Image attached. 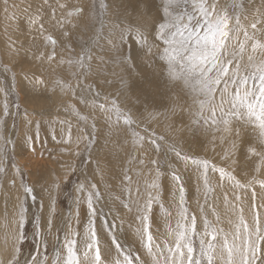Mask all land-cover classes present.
Returning a JSON list of instances; mask_svg holds the SVG:
<instances>
[{
    "label": "snow or ice",
    "instance_id": "1",
    "mask_svg": "<svg viewBox=\"0 0 264 264\" xmlns=\"http://www.w3.org/2000/svg\"><path fill=\"white\" fill-rule=\"evenodd\" d=\"M135 2V15L127 14L124 0H88L87 4L61 3L56 7L42 0L34 12L30 11L31 5L24 10L29 31L36 33L33 42L40 37L52 46L47 53L39 49L38 54L31 53L33 59L66 66L68 79L57 75L53 90L59 89L64 97L60 103L65 113L84 125L73 139L71 120L56 118L50 124L59 123L60 139L53 127V140L74 145L76 156L87 153L82 162L95 164L94 175L103 179L101 161L93 159L94 145L103 135L108 171L110 178L115 174L116 182L105 184L103 191L93 180L77 183L68 193L74 208L70 207L67 217L58 222L61 184L68 181L69 173L76 172L75 166L69 165L63 180L55 176L44 187L48 194L46 216L41 197L40 213L29 219L26 201L30 197L35 203L37 194L22 180L6 264H264V0L251 12L246 0ZM4 5L6 18L18 20L15 13H9L8 0ZM45 6L64 38L65 51L59 56L57 40L47 34L43 23ZM57 7L62 10L59 18ZM132 45L135 55L130 51ZM10 46L19 54L16 41H10ZM24 52L27 55L31 49ZM145 63L166 89H177L190 100L187 108L178 110L173 104L165 115L171 112L182 118L187 114L188 131L194 137L210 134L213 148L217 140L221 145L228 143L220 162L185 151L183 142L157 134L147 125L138 129L132 109L122 106L121 95L127 94L131 82L143 75L137 70ZM10 71L8 64L0 69L3 73ZM24 78L30 84L46 86L42 76ZM14 87H0L4 118L0 119V173L6 172L9 146L13 151L16 147L12 137L5 135L6 118L12 114L7 98ZM109 88L112 91L106 90ZM137 102L147 110L146 97L142 100L138 94ZM77 105L89 109L88 115ZM16 108L18 111V104ZM24 115L31 125L28 113ZM148 115L155 118L152 113ZM35 124V136L24 138L31 151H35L39 140L40 121ZM146 145L153 149L150 157ZM69 150L61 148L62 153ZM241 152L246 161L254 159L251 174L245 172L243 177L232 166ZM176 164L182 166L183 173ZM12 167L20 171L18 165L13 163ZM185 176L195 177L194 210ZM166 177L171 182L174 217L162 199ZM10 183L14 185L15 180ZM160 220L163 232L154 227ZM128 221L135 236L131 243L124 227ZM28 223L33 224V241L25 253ZM53 230L55 255L50 261L48 236ZM102 235L109 238V245L102 243ZM0 264H5L2 258Z\"/></svg>",
    "mask_w": 264,
    "mask_h": 264
},
{
    "label": "rangeland",
    "instance_id": "2",
    "mask_svg": "<svg viewBox=\"0 0 264 264\" xmlns=\"http://www.w3.org/2000/svg\"><path fill=\"white\" fill-rule=\"evenodd\" d=\"M42 0H8V11L9 13H15L18 20L7 19L4 11V0H0V69L4 64H8L12 71L8 73L0 72V80L3 81L0 87L12 88L13 84L15 87L9 91L7 102L9 104L10 112L12 113L6 118L5 135L11 136L16 142L15 151L9 146L8 156L9 158L5 161L6 172L0 173V258L6 261L10 258V251L12 249V232L15 227L13 221L16 218V212L18 211L19 197L21 196L22 189L20 187L21 181L33 186L37 194V201L33 203L29 197L26 201L28 207L29 219L32 218L33 214H39V201L43 197L44 208L43 214L46 216L48 213V194L43 191L44 187L49 186L55 179V176H61L69 170V165L75 166L76 172L74 174L69 173L67 182L61 184L60 197L57 201V221H60L61 217H67L69 208H74L72 200L68 196L69 192L74 190L77 183L85 180H93L96 182L103 191L105 184L116 182L115 174H111L108 171V165L106 163V152L107 149L104 147L103 135L100 136L99 142L94 145L93 159L99 158L101 161V168L103 171V179L101 176L94 175L93 169L95 164H88L82 162L86 160L87 153H81L80 156L75 155L74 145H64L57 143L53 140V127L57 132V140L60 139L59 133L61 126L59 123H51L58 119H68L72 122V135L73 139L80 134L79 129L83 128V124H79L74 115L65 113L64 108L61 106V100L64 97L59 93V89L53 90V81L57 75L68 79V73L66 72V66L56 67L55 62L52 65L48 63H41L38 60L33 59L31 53H37L44 51L45 53L51 50L50 44H45L42 38L37 37L33 42L32 37L36 35L35 32L29 31L27 24L26 13L24 10L31 5L30 11H35L37 5L41 4ZM49 3L56 7L61 3L68 4H87L88 0H49ZM158 3V0H156ZM261 0H251L250 4L246 0V7L251 12L252 9L259 7ZM15 6V7H13ZM135 0H124L123 8L127 9V14L135 15L134 9L137 8ZM141 10L144 9V5H139ZM155 8V4L152 5ZM62 10L57 7L56 16L60 17ZM44 26L47 34L52 35L57 40L56 51L58 56L64 52L63 43L64 38L61 36V29L57 25V21L51 17L50 9L44 7ZM68 31L72 35V40H76L74 31L69 27ZM10 41H16V48L20 49L19 54L10 46ZM73 47H76V43H73ZM31 49V52L27 55L24 49ZM130 51L135 55L136 48L132 45ZM119 71V69H116ZM142 72V76H137L134 82H131V89L127 94L121 95L122 106H127L132 109L135 119L137 121L138 129H143L145 125L155 130L157 134H163L168 139H175L178 142H183L185 151L196 154H202L214 162H220L223 151L229 147L228 143L225 142L223 145L217 140L214 148L210 143L211 135L204 136L202 133H198L195 137L188 131L185 125L188 124V116L184 114L183 117L173 116L171 112L165 115V110L170 108L173 104L177 106L179 110L181 107L187 108L190 104V100L182 92L177 89L169 91L164 87L162 81H159L153 76V70L147 66V63L141 69L137 70ZM13 72L15 73V81L12 80ZM25 75L31 78L33 75L42 76L46 82L45 85H34L28 83L25 80ZM112 91V89H106ZM143 100L147 98V110L137 102V95ZM2 103L3 97L0 96V119H4L2 116ZM19 105L17 111L16 105ZM84 115H88L89 109L84 108L82 105H77ZM25 112L28 113V119L33 121L31 125L25 120ZM152 113L153 119L148 115ZM97 118L99 116L97 114ZM40 121L39 129V140L35 142V151H31L29 146L24 143L26 135L36 134L35 122ZM90 123V121H89ZM171 125V128H169ZM102 126V121L98 124V127ZM177 129H180L177 131ZM66 130V129H65ZM91 131V129H88ZM69 147V152L62 153L61 148ZM83 148V144L80 146ZM148 156L153 155V149L151 146H145ZM142 151H144L142 149ZM160 159L163 161L165 157L161 154ZM16 164L20 167V171L17 172L12 164ZM173 163H175L173 161ZM61 165L64 167L61 168ZM254 165L253 160L245 159L243 153H238L236 157L235 165H232L238 176L243 177L244 173L251 174ZM176 167L183 173V168L180 164H176ZM15 180V184H11L12 180ZM186 187L189 189L188 199L191 208H196L195 196L193 195V183L195 177L189 178L185 176ZM164 194L163 201L165 206L175 215V208L171 204V182L166 177L163 180ZM259 192V188H257ZM107 196V193H105ZM111 205L112 201L108 200ZM115 207V205H113ZM157 208V212H158ZM222 211V207L220 209ZM123 214V213H122ZM5 218V219H4ZM5 220V221H4ZM81 231L83 228V206L81 211ZM127 220V217H126ZM8 222V223H7ZM128 221L124 227L127 232V239L131 243L135 239L132 230L128 227ZM155 228H159L163 232V220L159 223L154 224ZM26 231L28 233V242L24 245V251L27 253L32 247V231L33 224H26ZM9 233V234H8ZM56 233L53 230L52 235L48 236V249L47 255L50 258L55 255V248L53 247ZM101 240L103 244L109 245L110 240L107 236L102 235ZM138 247V245H137ZM9 249V250H8ZM147 260V257H143Z\"/></svg>",
    "mask_w": 264,
    "mask_h": 264
},
{
    "label": "bare ground",
    "instance_id": "3",
    "mask_svg": "<svg viewBox=\"0 0 264 264\" xmlns=\"http://www.w3.org/2000/svg\"><path fill=\"white\" fill-rule=\"evenodd\" d=\"M5 219V218H4ZM5 221V220H4ZM8 223V222H7ZM9 234V233H8ZM9 250V249H8ZM11 252V251H10Z\"/></svg>",
    "mask_w": 264,
    "mask_h": 264
}]
</instances>
